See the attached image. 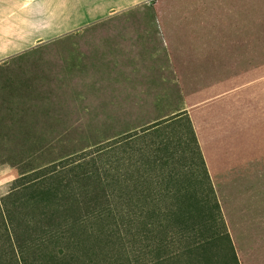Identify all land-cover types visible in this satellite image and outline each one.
Segmentation results:
<instances>
[{
    "label": "trees",
    "instance_id": "trees-1",
    "mask_svg": "<svg viewBox=\"0 0 264 264\" xmlns=\"http://www.w3.org/2000/svg\"><path fill=\"white\" fill-rule=\"evenodd\" d=\"M182 112L38 166L0 159L19 173L0 199V264H202L217 244L240 264Z\"/></svg>",
    "mask_w": 264,
    "mask_h": 264
},
{
    "label": "crops",
    "instance_id": "crops-1",
    "mask_svg": "<svg viewBox=\"0 0 264 264\" xmlns=\"http://www.w3.org/2000/svg\"><path fill=\"white\" fill-rule=\"evenodd\" d=\"M149 1L0 0V61ZM258 15L257 0L154 5L182 111L240 264H264V24Z\"/></svg>",
    "mask_w": 264,
    "mask_h": 264
},
{
    "label": "rangeland",
    "instance_id": "rangeland-1",
    "mask_svg": "<svg viewBox=\"0 0 264 264\" xmlns=\"http://www.w3.org/2000/svg\"><path fill=\"white\" fill-rule=\"evenodd\" d=\"M155 0L0 61V159L35 166L183 113L154 16ZM264 24V0H257ZM185 114L177 132L190 137ZM28 129L29 133H24ZM168 137L177 140L173 130ZM18 169L0 163V199ZM202 264H226L221 244Z\"/></svg>",
    "mask_w": 264,
    "mask_h": 264
}]
</instances>
